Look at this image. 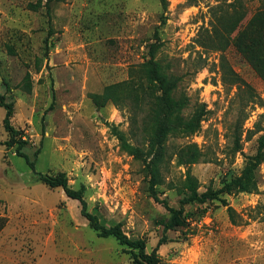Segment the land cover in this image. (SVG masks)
I'll return each instance as SVG.
<instances>
[{"label": "rangeland", "instance_id": "374dc122", "mask_svg": "<svg viewBox=\"0 0 264 264\" xmlns=\"http://www.w3.org/2000/svg\"><path fill=\"white\" fill-rule=\"evenodd\" d=\"M152 56L180 77L183 115L202 113L195 134L167 143L169 155L194 143L202 158L178 166L173 156L155 194L117 136L140 144V126L104 92ZM0 96L18 133L5 130L0 105V264L137 261L138 250L96 231L80 202L29 162L79 192L101 225L142 241L157 264H264V160L253 193L182 204L181 192L186 173L200 194L219 191L248 158L264 159V0H0ZM170 208L187 222L164 230Z\"/></svg>", "mask_w": 264, "mask_h": 264}, {"label": "trees", "instance_id": "16d2710c", "mask_svg": "<svg viewBox=\"0 0 264 264\" xmlns=\"http://www.w3.org/2000/svg\"><path fill=\"white\" fill-rule=\"evenodd\" d=\"M166 5V0H159ZM180 77L170 73L160 60L152 56L149 60L136 65L130 71L127 80L109 85L105 88V96L120 109L127 110L128 121L132 127L140 126V144H134L126 132H117L121 147L136 160H143V165L149 179V190L155 192L156 188L163 185L164 167L172 161L175 156V163L178 166H187L199 162L202 153L194 143L187 142L169 155L167 143L170 138L177 137L186 139L195 134L200 128L202 113L196 107L190 116L183 115L188 107L189 98L184 93H178ZM0 105L8 108V113L4 119V128L11 136L18 135L11 126L9 117L12 108L11 103H7L3 96H0ZM139 131V130H138ZM133 138L137 139V132L130 131ZM262 132L257 138L258 150L264 151V128L257 130ZM17 145L16 152L25 145L24 141H14ZM18 142V143H17ZM14 143V144H15ZM238 141L234 152L240 150ZM27 160V159H26ZM259 156L248 158L239 176L226 182L219 191L207 190L204 193L198 192V181L189 173L184 175L181 182V192L183 195L182 204L206 203L218 199L219 193L231 194L233 191L253 193L257 190L259 180V165L263 162ZM28 163V160L26 161ZM34 173L41 176V180L49 187H61L66 195L78 200L81 204L82 215L92 224L93 228L100 234L112 235L120 243L138 250L135 254L136 264H157L158 260L153 252L145 253L142 241H131L121 231L118 225L106 228L100 224L98 218L87 212L86 202L77 191L70 189L62 178H52L36 172L34 162L28 163ZM155 194V193H154ZM232 223H235L233 209L225 201H222ZM169 217L163 223L164 230L176 229L186 224L187 215L182 214V210L170 208ZM6 224V219L0 217V232Z\"/></svg>", "mask_w": 264, "mask_h": 264}]
</instances>
